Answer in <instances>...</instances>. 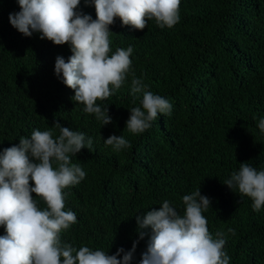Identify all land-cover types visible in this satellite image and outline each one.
I'll return each mask as SVG.
<instances>
[{
  "label": "trees",
  "instance_id": "obj_1",
  "mask_svg": "<svg viewBox=\"0 0 264 264\" xmlns=\"http://www.w3.org/2000/svg\"><path fill=\"white\" fill-rule=\"evenodd\" d=\"M18 11L17 0H0V151L34 130L58 136L55 121L92 139L90 150L71 156L86 176L63 189L64 210L77 221L62 230V243L112 255L138 241L131 264H139L151 230L142 229L148 235L140 239L136 216L165 200L183 215L182 197L199 188L211 200L202 213L208 230L214 239L223 234L229 264H264V207L254 211L249 197L223 183L241 162L264 169V0H181L172 28L152 19L138 30L115 18L109 55L129 46L133 52L125 83L96 102L108 106L107 125L85 113L55 74L56 57L67 61L70 45L20 33L9 22ZM77 11L96 19L91 0H80ZM132 72L172 105L140 134L126 127L130 109L142 107V93H131ZM112 134L131 147L106 146ZM32 195L43 210L45 202Z\"/></svg>",
  "mask_w": 264,
  "mask_h": 264
},
{
  "label": "clouds",
  "instance_id": "obj_2",
  "mask_svg": "<svg viewBox=\"0 0 264 264\" xmlns=\"http://www.w3.org/2000/svg\"><path fill=\"white\" fill-rule=\"evenodd\" d=\"M17 2L20 11L9 13L10 24L25 36L37 32L41 39L56 45H70L72 55L67 61L61 55L56 57L55 74L74 90L72 99L84 105L85 113L95 114L102 125H107L112 122L108 106L102 108L96 102L107 99L125 83L133 52L129 46L109 55V26L118 17L122 25L138 30L152 19L160 28H172L180 20L181 0H91L96 19L77 11L80 0ZM146 89L147 85L132 72L131 93H142V107H132L126 121L132 134L143 133L158 114L170 115L172 111L166 98ZM54 126L59 129L58 136L54 137L51 130H34L30 138L21 137L18 144L0 151V226L6 232L0 235V264H131L138 241L130 250L121 247L112 255L62 243V230L77 221L73 211L64 210L63 189L79 184L86 176L71 156L85 147L90 150L92 139L59 121ZM258 128L264 133V118ZM104 142L114 151L131 147L122 135H109ZM223 183L249 197L254 211L264 207V169L258 171L241 162L239 171ZM33 193L45 202L43 210ZM182 202L183 215L165 200L159 209L136 216L140 239L148 235L142 229L151 230L139 264H229L223 234L217 233L214 239L202 214L211 206L210 198L201 195L198 188L184 195ZM229 231L234 234L233 229Z\"/></svg>",
  "mask_w": 264,
  "mask_h": 264
}]
</instances>
